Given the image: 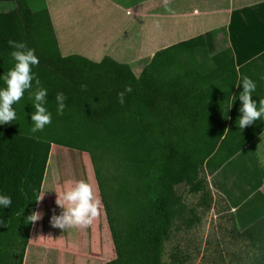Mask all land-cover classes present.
<instances>
[{
  "label": "trees",
  "instance_id": "obj_1",
  "mask_svg": "<svg viewBox=\"0 0 264 264\" xmlns=\"http://www.w3.org/2000/svg\"><path fill=\"white\" fill-rule=\"evenodd\" d=\"M0 3L13 4L0 11V90L6 87L3 76L15 64L8 41L22 42L39 58L32 72L48 91L44 106L52 114L51 124L33 133L34 100L26 91L13 105L16 119L0 125V195L12 200L8 208L0 206V264H22L32 226L26 218L36 210L52 145L86 152L91 161L95 151L112 159L117 195L133 219L128 239L141 242L135 262L161 264L163 241L184 214L174 186L203 193L209 207L213 193L201 173L211 176L264 131V116L243 130L237 122L244 77L256 84L252 97L258 106L264 99V53L236 68L231 49L215 52L216 34L225 33L215 30L156 52L136 77L128 65L109 57L98 63L62 57L45 0ZM197 54L207 64H198ZM35 90L34 79L30 91ZM59 92L67 97L63 115H57ZM121 92L123 103L118 100ZM232 96L237 99L229 109ZM95 175L116 252V259L106 264H117L122 251ZM149 179L152 191L145 193ZM214 195L235 222L225 200ZM197 220L193 216L189 224ZM234 233L258 249L256 262L264 264V217L242 231L236 227Z\"/></svg>",
  "mask_w": 264,
  "mask_h": 264
},
{
  "label": "crops",
  "instance_id": "obj_2",
  "mask_svg": "<svg viewBox=\"0 0 264 264\" xmlns=\"http://www.w3.org/2000/svg\"><path fill=\"white\" fill-rule=\"evenodd\" d=\"M45 4L62 57L79 56L95 63L109 57L128 65L136 77L156 52L215 30L225 31L215 36V52L231 49L236 68L264 53V0H45ZM208 178L212 193L228 204L238 228L244 230L264 217V131ZM44 183L45 179L41 191L46 194L35 210L43 218L31 226L22 264L115 260L105 210L87 229L53 228L50 219L61 211L51 209L52 189L44 191Z\"/></svg>",
  "mask_w": 264,
  "mask_h": 264
},
{
  "label": "rangeland",
  "instance_id": "obj_3",
  "mask_svg": "<svg viewBox=\"0 0 264 264\" xmlns=\"http://www.w3.org/2000/svg\"><path fill=\"white\" fill-rule=\"evenodd\" d=\"M12 8V3H0V11H8ZM196 58L198 64L203 66L207 64L204 55L197 54ZM51 153L44 183V191L48 192L52 189L53 195L49 196V201L53 204L51 209L62 211L55 203L57 198L55 192L66 190L72 182L84 180L92 185L95 184L94 188L101 201L100 211L103 212L102 197L96 183V171L101 183L102 195L110 207L111 226L118 236L122 251L117 264H136V254L141 242L139 239L137 241L128 239L127 233L131 230L133 219L123 205L124 200L117 195L119 182L115 178L117 172L112 159L95 151L93 152L95 159L92 162L91 155L86 152L58 146L51 147ZM208 176L206 171L201 173L202 178L210 181ZM213 179L214 177L211 181ZM54 180H56L55 186L51 184ZM149 182H152L151 179L144 185L145 193L152 191L147 185ZM207 185L210 188L209 182ZM174 189L181 197L184 214L183 218L176 219L172 223L169 235L163 241L161 264H257L258 249L250 245L246 239L236 236L234 229L237 227L239 231L242 230L238 228L235 217L234 222L231 214L225 211L224 201L215 197L216 193L212 194V201L208 207L202 200L203 193L192 194L188 188L177 185ZM145 193L143 201L148 202L150 198H146ZM193 216L198 220L189 224ZM69 233L72 231H68Z\"/></svg>",
  "mask_w": 264,
  "mask_h": 264
},
{
  "label": "clouds",
  "instance_id": "obj_4",
  "mask_svg": "<svg viewBox=\"0 0 264 264\" xmlns=\"http://www.w3.org/2000/svg\"><path fill=\"white\" fill-rule=\"evenodd\" d=\"M8 44L14 49L10 55L15 64L3 76L6 87L0 90V125L9 124L16 119L13 105L19 103L25 92L29 91V98L34 100L33 107L35 109L31 114L33 125L31 131L33 133L43 131L47 125L51 124L52 114L44 106L47 102L48 91L40 86V80L34 77L32 72V67L39 65V58L35 55V50L27 49L26 44L22 42L9 40ZM34 79L36 90L31 92ZM241 84L243 85V91L238 97L242 103V107L239 109L241 117L237 122L239 129L243 130L264 116V99L259 100V106L253 100L252 93L256 90V84L250 78L244 77ZM241 84H238L237 87ZM125 91L130 92L131 88L129 87ZM66 99L67 97L62 92L56 94L57 115H63ZM231 99L229 109L232 108L237 97L232 96ZM118 100L120 103L124 102L123 92L118 94ZM228 131V129H225L224 135ZM55 193L57 197L55 203L62 211L59 215L51 217L50 225L53 228H58L61 231L69 228L87 229L100 214L101 201L97 190L91 183L84 180L72 182L66 190ZM45 194L46 192L41 191L35 202L37 204L41 203ZM11 204V197L0 195V206L8 208ZM42 218L43 213L33 211L26 219L28 223L35 224Z\"/></svg>",
  "mask_w": 264,
  "mask_h": 264
}]
</instances>
